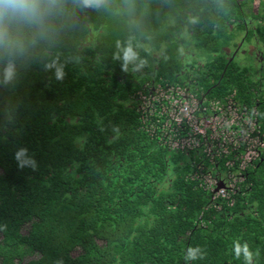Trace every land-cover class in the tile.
<instances>
[{
  "label": "trees",
  "instance_id": "obj_1",
  "mask_svg": "<svg viewBox=\"0 0 264 264\" xmlns=\"http://www.w3.org/2000/svg\"><path fill=\"white\" fill-rule=\"evenodd\" d=\"M99 5L68 0L46 39L7 58L9 81L0 54V264H264V64L230 56L240 36L264 44V0ZM170 86L245 110L256 156L165 142L139 94ZM205 175L238 180L225 197Z\"/></svg>",
  "mask_w": 264,
  "mask_h": 264
},
{
  "label": "built area",
  "instance_id": "obj_2",
  "mask_svg": "<svg viewBox=\"0 0 264 264\" xmlns=\"http://www.w3.org/2000/svg\"><path fill=\"white\" fill-rule=\"evenodd\" d=\"M139 98L143 118H149L153 113L164 117L163 126L169 127L164 140L172 147L182 150L193 148L199 145L200 138L207 139V150L214 146L224 150L228 144L245 142L242 165L244 161L255 157L257 148L263 145L251 134L253 120L230 99L225 102L210 101L207 106H199L193 94L178 86L152 88L147 94L140 93ZM170 122H174L177 127H170ZM181 122L187 126L184 134L176 131L181 127ZM237 180L236 176H231L225 183L218 184L214 177L208 175L202 179L214 194L225 197L229 196Z\"/></svg>",
  "mask_w": 264,
  "mask_h": 264
},
{
  "label": "clouds",
  "instance_id": "obj_3",
  "mask_svg": "<svg viewBox=\"0 0 264 264\" xmlns=\"http://www.w3.org/2000/svg\"><path fill=\"white\" fill-rule=\"evenodd\" d=\"M84 8L99 7V0H80ZM68 0H0V54L7 62L4 79L14 76V66L9 57L22 54L37 39H46L54 30V21L61 16ZM54 69V76L61 80L65 73L62 66L46 65ZM24 157V159H21ZM18 167L26 164L35 169V161L27 156L26 149L15 153Z\"/></svg>",
  "mask_w": 264,
  "mask_h": 264
},
{
  "label": "flooded vegetation",
  "instance_id": "obj_4",
  "mask_svg": "<svg viewBox=\"0 0 264 264\" xmlns=\"http://www.w3.org/2000/svg\"><path fill=\"white\" fill-rule=\"evenodd\" d=\"M234 41L230 56L237 58L240 64L260 69L261 65L264 64V44L258 42L255 38L245 40L244 36H240ZM257 73L259 74V72Z\"/></svg>",
  "mask_w": 264,
  "mask_h": 264
}]
</instances>
